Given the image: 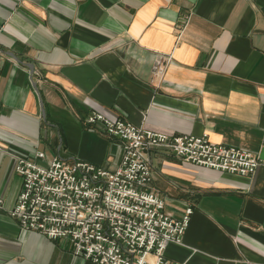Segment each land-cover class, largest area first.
Instances as JSON below:
<instances>
[{
	"label": "crops",
	"instance_id": "crops-1",
	"mask_svg": "<svg viewBox=\"0 0 264 264\" xmlns=\"http://www.w3.org/2000/svg\"><path fill=\"white\" fill-rule=\"evenodd\" d=\"M90 111L259 155L264 0H0V264H95L11 215L22 190L16 157L119 165L120 142L85 121ZM151 164L167 210L193 208L170 261L264 264V161L252 177L161 150Z\"/></svg>",
	"mask_w": 264,
	"mask_h": 264
},
{
	"label": "built area",
	"instance_id": "built-area-1",
	"mask_svg": "<svg viewBox=\"0 0 264 264\" xmlns=\"http://www.w3.org/2000/svg\"><path fill=\"white\" fill-rule=\"evenodd\" d=\"M166 66L159 61V74ZM85 121L102 124L120 142L119 165L110 170L62 156L46 160L41 151L16 157L22 190L11 215L23 229L68 239L75 257L95 264H186L170 261L166 249L169 243L184 241L193 208L186 206L181 216H174L165 198L152 189L153 150L244 177H252L263 162L250 150L211 141L208 133L170 135L98 111H90Z\"/></svg>",
	"mask_w": 264,
	"mask_h": 264
},
{
	"label": "water",
	"instance_id": "water-1",
	"mask_svg": "<svg viewBox=\"0 0 264 264\" xmlns=\"http://www.w3.org/2000/svg\"><path fill=\"white\" fill-rule=\"evenodd\" d=\"M259 158L264 161V147L261 149V152L259 154Z\"/></svg>",
	"mask_w": 264,
	"mask_h": 264
}]
</instances>
